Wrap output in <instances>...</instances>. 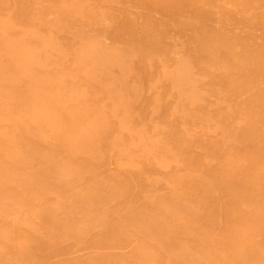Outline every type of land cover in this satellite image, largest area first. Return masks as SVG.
<instances>
[{
    "label": "bare ground",
    "instance_id": "1",
    "mask_svg": "<svg viewBox=\"0 0 264 264\" xmlns=\"http://www.w3.org/2000/svg\"><path fill=\"white\" fill-rule=\"evenodd\" d=\"M31 1L0 0V264H43L91 228L131 253L83 264H264V51L212 31L136 66L141 49L90 32L100 5L62 0L52 21ZM113 153L119 174L95 175Z\"/></svg>",
    "mask_w": 264,
    "mask_h": 264
},
{
    "label": "rangeland",
    "instance_id": "2",
    "mask_svg": "<svg viewBox=\"0 0 264 264\" xmlns=\"http://www.w3.org/2000/svg\"><path fill=\"white\" fill-rule=\"evenodd\" d=\"M61 1H42L43 7L52 9L48 20H57L61 15L63 17L59 9ZM86 1L100 5L107 16L105 22L94 20L89 22L90 32L97 30L107 33L108 38L105 40L107 44L123 49L127 46H132L136 50L141 49L139 57L134 60L136 66L143 59L145 53H151L155 48L163 49L166 46H172L177 51L194 54L195 47L202 43L201 39L204 36L202 34H209L212 31L223 32L227 38L238 44L241 50L256 48L264 51V0H236L230 4L216 0ZM30 2L32 1L14 0L18 15L27 14ZM84 28L86 29V27ZM195 31L198 32L196 36ZM70 34L69 31H63L59 33V36L61 39H67ZM207 80L209 81L206 79L204 83ZM217 83L215 78L214 84ZM254 89V92L264 91V81L259 82ZM241 92L237 98L240 101L248 98L251 93L246 89ZM46 147L45 145L41 146L42 149ZM149 167V165H145L143 169L148 172L150 171ZM93 171L95 175L103 177L119 174L115 153L95 162ZM84 176L90 178L88 173ZM120 176L131 194L135 196L141 193L144 184L135 178V172H124ZM159 191L167 195L170 188H161ZM115 203L114 208L117 207V201ZM43 217L46 219V216ZM103 236L104 232H98V229L91 228L81 236L79 243H76L74 239H69L48 246L51 247L48 259L43 264H83L90 257L97 260L108 252L113 256H126L131 253V245H119L115 248L103 247L101 239L96 240Z\"/></svg>",
    "mask_w": 264,
    "mask_h": 264
}]
</instances>
